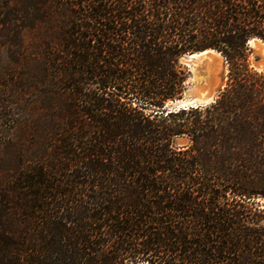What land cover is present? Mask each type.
Returning <instances> with one entry per match:
<instances>
[{"label": "trees", "instance_id": "1", "mask_svg": "<svg viewBox=\"0 0 264 264\" xmlns=\"http://www.w3.org/2000/svg\"><path fill=\"white\" fill-rule=\"evenodd\" d=\"M4 30L0 264H264V0H0ZM204 49L224 87L168 109Z\"/></svg>", "mask_w": 264, "mask_h": 264}, {"label": "rangeland", "instance_id": "2", "mask_svg": "<svg viewBox=\"0 0 264 264\" xmlns=\"http://www.w3.org/2000/svg\"><path fill=\"white\" fill-rule=\"evenodd\" d=\"M22 26H24L23 27L24 33L28 34L29 30H28L27 24H22ZM6 34L10 35L11 32H7V30L0 31V43L4 42V40L6 38ZM257 43L264 45L261 40L259 42H254V43H250V44L248 43V46H249L248 61L250 63V66H252L254 69H256L258 71H261L264 69H259L260 67H258L259 65H257L256 62L258 59L264 58V47L258 46ZM3 55L6 56L5 51H4ZM186 56H187V54H185L181 58V62L189 70V77H188L187 83L191 84V83L195 82L196 84L194 86H196V85L199 86V82L204 80L203 86H205V90L203 92H205V91L209 92V88L212 90L211 95H210V99H209V101H211L212 99L215 98V96L218 94L220 89H222L224 87L225 82H226L227 66H226V63H225L222 55H221V57L216 55L217 57H220L219 63L212 61L211 60L212 58L203 59V60L198 62V61H193L189 58H186ZM208 61L210 63H208ZM206 66H208V68ZM215 69H216V71H214ZM207 70L209 71V73ZM211 71H212V73H211ZM214 72L216 73L215 75H214ZM207 74H208V76H206ZM209 78L212 79V81H210ZM215 80H216V82H215ZM186 143H187L186 137L179 136V137L175 138V144L178 146L184 145Z\"/></svg>", "mask_w": 264, "mask_h": 264}, {"label": "bare ground", "instance_id": "3", "mask_svg": "<svg viewBox=\"0 0 264 264\" xmlns=\"http://www.w3.org/2000/svg\"><path fill=\"white\" fill-rule=\"evenodd\" d=\"M260 40L259 39H251L249 42L250 43H254V42H259ZM263 44H264V42H262ZM257 45L258 46H262V47H264V45H261V44H259V43H257ZM220 56L221 57V54L220 53H218V52H215V51H213V50H210V49H208V50H204V51H200V52H194V53H192V54H188L187 56H186V58H189V59H191V60H193V61H201V60H203V59H210V58H212L211 60L212 61H215L216 63H219V61H220V57H217V56ZM201 63V62H200ZM208 63H210L209 61H208ZM199 64V63H198ZM206 64V63H205ZM209 65V64H208ZM216 65V64H215ZM257 65H259L258 67H260L259 69H264V62H261V63H257ZM207 68H208V66H206ZM218 69V68H217ZM212 70V69H211ZM208 71V70H207ZM214 71H216V69L214 70ZM208 73H209V71H208ZM211 73H212V71H211ZM216 73L214 72V75H215ZM206 76H208V74L206 75ZM216 78V77H215ZM209 80L210 81H212V79H210L209 78ZM208 81V80H207ZM214 81V80H213ZM215 82H216V80H215ZM214 83V82H213ZM194 87H196V88H198L196 91V93L194 94V97L195 98H197V100H199V101H203V102H209V99H210V95H211V89L209 88V92L208 91H205V92H203L204 90H205V86H198V85H196V86H194ZM207 88V87H206ZM208 92V93H207Z\"/></svg>", "mask_w": 264, "mask_h": 264}, {"label": "water", "instance_id": "4", "mask_svg": "<svg viewBox=\"0 0 264 264\" xmlns=\"http://www.w3.org/2000/svg\"><path fill=\"white\" fill-rule=\"evenodd\" d=\"M251 39H259V40H261L260 38H257V37H253ZM261 41L264 42L263 40H261ZM204 50H208V49H204ZM204 50H201V51H204ZM210 50L218 52L215 49H210ZM197 52H200V51H197ZM192 53H194V52H192ZM192 53H188V54L190 55ZM261 62H264V58L263 59H258L256 63H261ZM195 84H196L195 82H193L191 84H187L186 88H185V90L183 92V95L181 97L171 101L169 104H167L168 109H178V108H181V107H189V106L190 107H195V106H198V105H204V104L208 103V102L199 101V100H197V98L194 97V94L197 92L196 90L198 89V88L194 87ZM203 85H204V80L199 82V86H203Z\"/></svg>", "mask_w": 264, "mask_h": 264}]
</instances>
